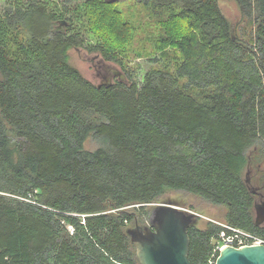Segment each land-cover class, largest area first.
Returning <instances> with one entry per match:
<instances>
[{"label":"trees","instance_id":"obj_1","mask_svg":"<svg viewBox=\"0 0 264 264\" xmlns=\"http://www.w3.org/2000/svg\"><path fill=\"white\" fill-rule=\"evenodd\" d=\"M133 1L165 52L141 84L108 87L69 51L125 71L136 29L121 2L0 5V264H138L127 230L167 192L222 206L226 226L264 239L245 174L264 163V0H234L247 43L219 0ZM223 231L190 227V263L209 264Z\"/></svg>","mask_w":264,"mask_h":264},{"label":"rangeland","instance_id":"obj_2","mask_svg":"<svg viewBox=\"0 0 264 264\" xmlns=\"http://www.w3.org/2000/svg\"><path fill=\"white\" fill-rule=\"evenodd\" d=\"M4 1L5 0H0V5L3 4ZM109 1L121 2V5L117 7L122 12V18L128 23L132 24L136 29L135 32L132 31V44L127 49L128 55L127 57H123L125 71L114 63L105 62L100 57L95 58V55L88 54L82 50H70L69 62L73 67L80 71L84 78L95 85L105 83L106 81H104L103 78L108 75L105 68H98V62L106 65L105 67L107 69L114 68L118 71H121L125 76L124 82L128 81L127 78H130L131 76L132 79L141 84L143 76L154 68L155 58L161 57L165 52H158L153 46V41L159 36L161 30L155 27L151 18L140 16L134 8L129 9L130 7L136 5L133 0ZM218 4L220 11L231 26L232 35L234 37H238L246 43L249 42L251 30L247 28V22L244 21L235 1L219 0ZM55 28L61 29V25L57 24ZM116 78V76H112L110 82L116 83ZM99 147H101V143L94 138L89 139L85 144V149L88 151H95ZM247 173V177L249 179V189H251V191H261L260 193L264 194V163H256L254 168L249 167ZM247 173L245 172V174ZM169 201L175 202L180 208L196 213L199 218L194 227L197 229H204L208 223L226 227L224 222L225 209L222 206L212 205L201 198L186 192H167L151 206L154 207L155 205L165 204ZM259 201L260 200H258V202ZM137 222H139L136 223L138 226L147 225L146 220ZM136 225L134 224V226H132L135 227ZM213 243L214 240L212 241V244Z\"/></svg>","mask_w":264,"mask_h":264},{"label":"water","instance_id":"obj_3","mask_svg":"<svg viewBox=\"0 0 264 264\" xmlns=\"http://www.w3.org/2000/svg\"><path fill=\"white\" fill-rule=\"evenodd\" d=\"M60 25H66V22L61 21ZM114 73L119 76V81L124 80L121 71L115 69ZM246 182L249 183L248 177ZM254 210L256 225H263L264 201L255 205ZM198 218L196 213L178 207L175 202L155 205L146 226L136 225L127 230L138 264H191L188 229L197 223ZM214 264H264V245L225 247L219 251Z\"/></svg>","mask_w":264,"mask_h":264},{"label":"built area","instance_id":"obj_4","mask_svg":"<svg viewBox=\"0 0 264 264\" xmlns=\"http://www.w3.org/2000/svg\"><path fill=\"white\" fill-rule=\"evenodd\" d=\"M225 227V226H224ZM229 233L223 231L219 234V238L214 240L213 252L209 260V264H214L219 251L225 247L241 248L244 246L264 245V239L255 234L245 232L229 226L225 227Z\"/></svg>","mask_w":264,"mask_h":264},{"label":"flooded vegetation","instance_id":"obj_5","mask_svg":"<svg viewBox=\"0 0 264 264\" xmlns=\"http://www.w3.org/2000/svg\"><path fill=\"white\" fill-rule=\"evenodd\" d=\"M97 57H99L98 55H95V58H97ZM104 61V60H103ZM97 65H98V68H105L106 69V71H107V73H108V75L106 76V77H104L103 79H104V81H106L105 83H102V84H99V85H110V86H112L113 84H115V83H113V82H110L111 81V79H112V76L113 77H117L116 79H117V81L116 82H118L119 80H120V78H119V76L118 75H116L115 73H114V70H112V69H107L105 66L106 65H104L103 63L101 64L100 62H98L97 63ZM108 76H109V78H108ZM114 79V78H113ZM123 82H124V80H123ZM98 86V85H97ZM253 191H255V192H253ZM252 193L253 194H255L257 197H258V200H260L259 202H258V200L256 201V203H255V205H257V204H259V203H261V202H263L264 201V194H261L259 191H256V190H252Z\"/></svg>","mask_w":264,"mask_h":264}]
</instances>
